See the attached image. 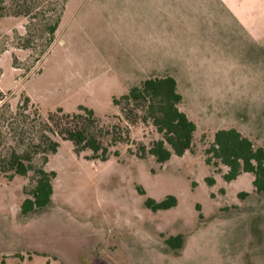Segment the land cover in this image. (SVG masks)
<instances>
[{
    "label": "rangeland",
    "instance_id": "374dc122",
    "mask_svg": "<svg viewBox=\"0 0 264 264\" xmlns=\"http://www.w3.org/2000/svg\"><path fill=\"white\" fill-rule=\"evenodd\" d=\"M250 2L69 0L57 41L39 62L13 47V32L23 34L27 21L0 19V107L28 97L44 117L85 107L106 126H125L113 99L169 76L196 126L194 152L164 165L137 157L161 138L151 125L132 127L130 145L105 163L59 141L46 168L57 175L54 195L40 212H22L30 178L0 175V264H264V195L255 193L254 176L228 183L227 168L209 166L205 154L223 130L264 150V40L247 46L238 36L247 22L264 33ZM168 197L177 207H147ZM178 236L183 247L170 248Z\"/></svg>",
    "mask_w": 264,
    "mask_h": 264
},
{
    "label": "trees",
    "instance_id": "16d2710c",
    "mask_svg": "<svg viewBox=\"0 0 264 264\" xmlns=\"http://www.w3.org/2000/svg\"><path fill=\"white\" fill-rule=\"evenodd\" d=\"M68 1L0 0V19L27 21L23 34L13 32L14 49L31 52L35 62L44 58L57 41ZM6 40L9 43V36ZM19 62L14 56V69H21ZM24 71L27 74L31 69ZM2 101L0 93V103ZM182 104L178 83L169 76H153L121 98L113 99V105L127 123L125 126H106L85 107H79L73 114L58 109L44 117L28 97L16 108L4 103L0 107V175L9 182L16 177L30 178L29 186L23 190L26 199L22 212H40L50 205L54 195L57 175L46 168L50 157L60 148L59 141L72 144L77 156L90 152L91 161L105 163L111 157H120L118 147L130 145L131 128L138 124L153 126L161 138L149 148L141 146L137 157L152 156L159 165H164L172 155L183 157L194 152L196 126L181 111ZM205 154L209 166L218 169L220 163L227 168L226 182L251 174L255 193L264 195V150L257 148L249 138L235 130L219 131ZM147 207L166 211L177 207V200L174 197L161 203L148 200ZM167 244L172 249H181L184 239L178 236Z\"/></svg>",
    "mask_w": 264,
    "mask_h": 264
},
{
    "label": "crops",
    "instance_id": "0c3cea01",
    "mask_svg": "<svg viewBox=\"0 0 264 264\" xmlns=\"http://www.w3.org/2000/svg\"><path fill=\"white\" fill-rule=\"evenodd\" d=\"M250 1H251L250 3L253 5L254 9H256V13L258 14L259 22L261 23V20L262 19L264 20V0H250ZM250 18H251V21L253 22L251 16H250ZM254 26H255L254 24L247 22L246 30H245L244 34L238 35L239 37L242 36L243 39L245 41H247V46H251V44H255V41H257V40H264V33H262V32L257 33V31H256L257 28L254 29ZM201 98H200L201 101H203L204 103H207L210 100H213L211 98L210 99H206L204 97H201Z\"/></svg>",
    "mask_w": 264,
    "mask_h": 264
}]
</instances>
